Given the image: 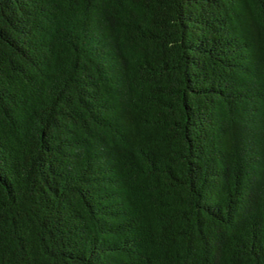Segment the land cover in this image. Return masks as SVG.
I'll return each mask as SVG.
<instances>
[{
	"label": "trees",
	"instance_id": "obj_1",
	"mask_svg": "<svg viewBox=\"0 0 264 264\" xmlns=\"http://www.w3.org/2000/svg\"><path fill=\"white\" fill-rule=\"evenodd\" d=\"M0 264H264V0H0Z\"/></svg>",
	"mask_w": 264,
	"mask_h": 264
}]
</instances>
